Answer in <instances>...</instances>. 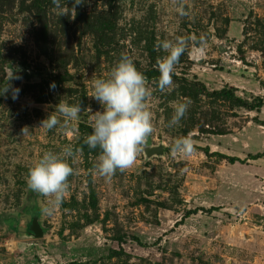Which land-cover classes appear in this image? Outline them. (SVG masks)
<instances>
[{"label":"rangeland","instance_id":"rangeland-1","mask_svg":"<svg viewBox=\"0 0 264 264\" xmlns=\"http://www.w3.org/2000/svg\"><path fill=\"white\" fill-rule=\"evenodd\" d=\"M176 36L192 40L161 93L156 62L165 53L156 46ZM121 53L148 79V143L162 144L163 155L141 152L108 179L96 169L100 149L84 141L103 110L89 97L92 81L109 76ZM10 66L24 77L9 82L17 99L11 89L0 93V215L20 210L30 194L51 207L27 185L45 151L71 145L74 172L64 202L42 212L44 237H16L0 225V264H264V106L248 110L218 94L264 100V0H85L74 19L52 0H0V92ZM60 100L91 112L46 129L41 122ZM186 101L170 128L174 104ZM185 136L195 152L174 153Z\"/></svg>","mask_w":264,"mask_h":264},{"label":"clouds","instance_id":"clouds-1","mask_svg":"<svg viewBox=\"0 0 264 264\" xmlns=\"http://www.w3.org/2000/svg\"><path fill=\"white\" fill-rule=\"evenodd\" d=\"M84 3L85 0H72V5L69 6L66 0H52L58 14L69 16L71 19L75 18L76 8ZM178 11L181 16L188 14L182 4L179 5ZM191 40V37L176 36L174 40L165 39L158 42L157 50L165 53L157 58L156 62L159 72L157 86L161 93L172 88L175 67ZM198 43L200 51H203L206 46L204 37H200ZM19 71L12 66L8 68L7 82L0 92L7 93L11 89L13 100L18 98L20 90L13 88L9 82L22 79L17 74ZM51 87L54 89L55 84ZM92 87L93 91L89 97L94 98L103 110L92 114V130L84 143L90 149H100L97 172L100 176L111 179L117 171L123 172L135 164L155 131L153 112L148 104L152 89L148 85L147 77L137 69L132 57L127 53H121L109 76L95 78ZM189 106L190 101L174 104V112L168 124L170 128L180 124ZM85 109L91 112L90 108L81 107L80 100L74 104L60 100L55 106V113H49L41 125L49 130L57 125L68 128L70 122L78 120L80 113ZM29 131L28 126L21 129L23 135H27ZM195 150V142L189 136L178 138L172 146L174 153L182 155H191ZM73 155L71 145H66L60 152L45 151L29 168L28 187L47 198L51 206H46L42 211L50 212L64 202L70 189L68 178L74 172L68 162Z\"/></svg>","mask_w":264,"mask_h":264},{"label":"water","instance_id":"water-1","mask_svg":"<svg viewBox=\"0 0 264 264\" xmlns=\"http://www.w3.org/2000/svg\"><path fill=\"white\" fill-rule=\"evenodd\" d=\"M22 78L24 72L17 73ZM144 158L160 157L163 155V146L158 144L153 146L147 144L142 151ZM42 207L38 202V197L35 194H30L25 199V204L18 211H6L0 215V225L9 233L16 237L39 239L44 237L46 229L42 226Z\"/></svg>","mask_w":264,"mask_h":264},{"label":"trees","instance_id":"trees-1","mask_svg":"<svg viewBox=\"0 0 264 264\" xmlns=\"http://www.w3.org/2000/svg\"><path fill=\"white\" fill-rule=\"evenodd\" d=\"M151 76V75H148ZM218 94H220L221 96L225 97L226 99L232 101L233 103H235L237 106L248 109V110H255V109H259L262 106H264V100L262 98H255L251 101V103H247L245 101H243L242 99L238 98L237 96H235L234 92L230 89V90H226V89H222L218 92ZM214 208H210L208 210H206V212H211L213 211ZM197 211H202V209H198ZM197 211H193L190 212L191 214H195L197 213Z\"/></svg>","mask_w":264,"mask_h":264}]
</instances>
